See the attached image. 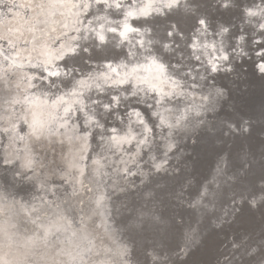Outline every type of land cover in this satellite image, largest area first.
<instances>
[{"label": "bare ground", "instance_id": "obj_1", "mask_svg": "<svg viewBox=\"0 0 264 264\" xmlns=\"http://www.w3.org/2000/svg\"><path fill=\"white\" fill-rule=\"evenodd\" d=\"M101 1L104 5L92 7L93 0H42L35 8L40 0H0V264H139L131 235L161 221L154 213L163 207L152 187L145 192V208L128 222L121 219L141 206L137 195L152 185V171L180 174L179 160L189 150L185 141L203 144L197 136L202 131L234 126L215 112L225 93L208 84L210 74L228 73L231 59H225L234 51L228 25L210 26L204 11L209 0ZM168 11L176 18L163 19L166 28L148 22L157 15L165 18ZM246 11L249 24L264 28V2ZM192 19L197 25L188 30ZM243 35L235 50L239 57L248 52ZM97 40L124 44L127 57L104 60L88 74L69 78L63 60L93 54L95 46H103ZM157 48L180 60L170 61ZM127 99L148 106L155 122L136 107L124 120L119 110ZM112 103L119 107L117 118L131 123L126 130L103 126L98 107L110 109ZM22 156L23 174L14 161ZM147 159L151 170L143 166ZM223 170L207 178L197 194L191 211L197 222L220 207L224 188L237 181ZM23 176L29 179L24 198L4 183L8 179L20 187ZM231 195L219 208L217 226L227 223L237 201L246 198ZM252 199V204L261 202L264 192ZM186 215L183 256L202 236ZM170 223L166 218L162 224ZM168 256L151 253L153 260L164 259L159 264H171Z\"/></svg>", "mask_w": 264, "mask_h": 264}, {"label": "water", "instance_id": "obj_2", "mask_svg": "<svg viewBox=\"0 0 264 264\" xmlns=\"http://www.w3.org/2000/svg\"><path fill=\"white\" fill-rule=\"evenodd\" d=\"M232 1L233 4L223 6L220 0L217 2L209 0L204 11L208 13L210 26L218 29L220 25H228L230 29V45L234 51L225 60L228 63L231 59V69L228 73L217 71L210 74L212 79L208 84L213 88L220 87L225 93V97H221L215 112L219 118L234 126L230 124L217 127L215 125L217 129L215 128L213 133L202 131L204 133L197 134V136L198 140L204 139L202 140L203 144L197 141H185L182 145L190 151L185 150L186 153L179 160L181 162L180 174L172 176L152 171V185H144L140 196L137 195L135 203L141 206L133 208L126 215L127 220L126 218L121 219V221L128 222L135 216L134 214L143 207L145 208L143 201H148L145 192L149 187H152L154 198L163 207L161 210L158 209L159 211L154 215L159 216L162 222L154 221L155 223L151 227H144L142 233L130 234L134 241V255L140 258L139 264H145L146 259L148 264H159L164 260H153L151 257L153 252L162 257L165 256L164 258L169 255L167 259H172L171 264H257L264 261V199L252 204L254 195H258L261 191L264 192V71L260 70V63L264 60V28L257 29L249 24L247 18L250 14L246 11L247 6H254L264 0ZM95 3L104 5L101 0H93L92 7ZM101 8L103 7L101 6ZM157 17L148 22L158 29L162 23L164 28L167 27V22L163 19L172 20L176 18V15H172L168 11L165 18ZM131 21H134L136 25L143 23L139 19ZM196 25V20L192 19L187 29H193ZM243 32V46L248 49V52L239 57L235 54V50L238 49L237 41ZM120 40L127 41L122 38ZM97 42L103 46L102 48L95 46L93 54L71 55L72 58L63 60L64 67L70 73L69 78L75 80L77 77L88 74L92 66L97 63L102 64L104 60L121 59L128 55L124 44L112 45L109 42L100 43L98 40ZM157 50L165 53L164 57H168L170 61L180 60L161 48H157ZM41 74L46 78L50 77L47 72L41 71ZM67 79L62 81L63 85L69 82ZM126 90L129 91V88ZM109 99L113 98L109 97ZM129 99L132 98L129 97ZM129 99L119 110L120 116L125 118L124 120H127L128 109L136 107L148 120L152 123L155 122L148 106L138 100L129 101ZM98 109L104 123L103 126L107 128L118 125L121 129L126 130L131 124L128 121L123 124L121 119L117 118L115 111L119 107H116L114 103L110 109H106L103 105H100ZM97 136L94 133L93 137L97 139ZM24 157L14 159L18 163L17 167L21 174L24 173L21 166ZM190 162L191 171L188 175L185 174L184 166ZM143 166L150 170L153 169L148 159L143 162ZM217 169H224L225 175L237 179V181L233 180L230 187H221L224 190L218 201L222 209L227 206L231 194L246 195L241 204L237 201L235 211L227 223L219 226L215 224V220L219 218L217 214L221 212V210L219 211L220 207L200 222H197V218L191 214L196 196L203 189L205 180L215 174ZM189 177L191 181L188 180ZM22 178L20 187H15L16 184L14 183V185L8 179H5L4 183L7 190L24 198L29 193V190L24 187L29 179L27 176ZM34 185L30 187L35 188ZM213 186H215L213 183H209V187ZM181 189L183 192L180 191ZM176 197L184 198V202L178 201ZM186 214H189L190 219L193 218L194 224L200 226L202 236L198 244L191 247L183 256L182 243L186 234L184 226L187 225L188 220L186 218L185 221ZM166 218L170 219L171 225L162 224ZM149 249L151 251L146 255L145 252Z\"/></svg>", "mask_w": 264, "mask_h": 264}, {"label": "rangeland", "instance_id": "obj_3", "mask_svg": "<svg viewBox=\"0 0 264 264\" xmlns=\"http://www.w3.org/2000/svg\"><path fill=\"white\" fill-rule=\"evenodd\" d=\"M41 3H42V0H40V2H38V3H36V4L34 5V7H35V8L39 7ZM52 91H54V89H52ZM20 119H21V117L18 118V120H20ZM135 190H136V188H135ZM126 194H127V198H131V197H130L131 194H135V192H132V193H126ZM126 194H124V196H125ZM63 195H64V194H62L61 196H63ZM56 202H57V199L53 200V202H51V204H52V205H55ZM67 212H69V210H68ZM150 251H151V249H149V251H146V252H145L146 255H147L148 253H150ZM145 261H146L145 264H148L147 259H146Z\"/></svg>", "mask_w": 264, "mask_h": 264}]
</instances>
